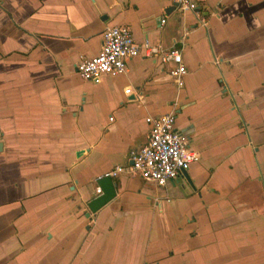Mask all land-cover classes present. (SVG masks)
Returning <instances> with one entry per match:
<instances>
[{
  "label": "crops",
  "instance_id": "0c3cea01",
  "mask_svg": "<svg viewBox=\"0 0 264 264\" xmlns=\"http://www.w3.org/2000/svg\"><path fill=\"white\" fill-rule=\"evenodd\" d=\"M196 4L0 0V264H264V0ZM114 25L179 50L182 87L140 57L82 81L76 63ZM170 111L199 156L186 177L121 174L85 217L96 179L145 143L144 119Z\"/></svg>",
  "mask_w": 264,
  "mask_h": 264
},
{
  "label": "built area",
  "instance_id": "2783aa9c",
  "mask_svg": "<svg viewBox=\"0 0 264 264\" xmlns=\"http://www.w3.org/2000/svg\"><path fill=\"white\" fill-rule=\"evenodd\" d=\"M169 4L180 12H191L198 15L196 0H168ZM160 24L164 20H160ZM140 57L156 60L159 64L170 65L169 75L174 85L181 88L186 69L179 50L162 49L143 40L136 43L131 31L126 26H109L101 33L99 52L92 57L82 58L75 65V73L82 80L97 84L101 78L116 77L126 71L127 61ZM125 95L130 91L125 89ZM147 126L145 143L128 153L129 163L126 166H114L96 179H114L121 174L129 173L157 187H164L167 182L176 180L182 172L199 160L198 154L190 147L189 139L175 128L173 112L157 117L144 119ZM95 181V183H96ZM100 195L98 187L94 197Z\"/></svg>",
  "mask_w": 264,
  "mask_h": 264
},
{
  "label": "water",
  "instance_id": "95a60500",
  "mask_svg": "<svg viewBox=\"0 0 264 264\" xmlns=\"http://www.w3.org/2000/svg\"><path fill=\"white\" fill-rule=\"evenodd\" d=\"M186 135V133H182ZM181 175L186 177V173L182 172ZM96 186L100 190V195L93 197L85 204L84 216L88 217L89 214H94L101 207L107 204L115 195L114 185L110 178H100L96 181Z\"/></svg>",
  "mask_w": 264,
  "mask_h": 264
},
{
  "label": "rangeland",
  "instance_id": "374dc122",
  "mask_svg": "<svg viewBox=\"0 0 264 264\" xmlns=\"http://www.w3.org/2000/svg\"><path fill=\"white\" fill-rule=\"evenodd\" d=\"M197 118V120H196V122L198 123V125L199 124H203L202 126H200V127H198L199 129H202L203 127V129H202V133L204 134V132H205V127H206V122L204 121V120H201L199 117H196Z\"/></svg>",
  "mask_w": 264,
  "mask_h": 264
}]
</instances>
